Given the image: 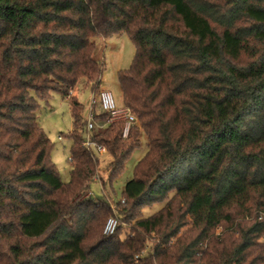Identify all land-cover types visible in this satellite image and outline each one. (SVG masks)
I'll list each match as a JSON object with an SVG mask.
<instances>
[{
	"label": "trees",
	"instance_id": "obj_1",
	"mask_svg": "<svg viewBox=\"0 0 264 264\" xmlns=\"http://www.w3.org/2000/svg\"><path fill=\"white\" fill-rule=\"evenodd\" d=\"M124 32L135 57L118 78L139 122L124 137L94 106L112 157L95 196L77 88L101 90L98 42ZM55 92L74 119L69 181L38 117ZM0 264H264V0H0Z\"/></svg>",
	"mask_w": 264,
	"mask_h": 264
},
{
	"label": "rangeland",
	"instance_id": "obj_2",
	"mask_svg": "<svg viewBox=\"0 0 264 264\" xmlns=\"http://www.w3.org/2000/svg\"><path fill=\"white\" fill-rule=\"evenodd\" d=\"M99 59H104L105 66L101 80V90H107L112 93L117 107H122L123 94L119 83V72L129 69L135 57V45L127 33H120L107 39H100L98 42ZM77 97L84 105V114L87 117L88 108L93 94L89 87L77 88ZM41 127L47 133L54 144L51 152L52 160L60 171L64 181H69L71 163L69 161L72 141L68 135L73 131L74 119L70 110L68 98H64L59 92L53 93L48 101H42L41 110L38 113ZM60 136L62 138L60 139ZM140 146L133 152L126 163L125 171L115 183V199L120 200L126 185V182L133 178L135 167L144 157L148 150V140L143 133L140 137ZM112 157L108 153L100 155L99 174L101 178L107 179ZM98 182H93L92 192L95 196L102 195V190ZM113 201V200H112ZM115 206V204H114ZM163 207V204L144 209V216H151ZM116 208V206H115ZM129 225L124 224L122 232L125 233ZM185 230V229H184ZM220 231V229H218Z\"/></svg>",
	"mask_w": 264,
	"mask_h": 264
},
{
	"label": "built area",
	"instance_id": "obj_3",
	"mask_svg": "<svg viewBox=\"0 0 264 264\" xmlns=\"http://www.w3.org/2000/svg\"><path fill=\"white\" fill-rule=\"evenodd\" d=\"M73 94V90L70 91V96ZM93 97L91 103L88 108V115L86 119V128H85V136L83 140V146L91 150L95 156L100 159V155L103 153H108L107 148L104 144L99 143L93 138L92 131L95 126V118H94V106L97 103H101L104 111L109 113V121L114 122L118 120H124V130L123 136L127 137L131 127L139 122L138 117L132 112L131 108L127 105H123L122 107H117L114 97L111 92L107 90H100L99 92H92ZM62 136H60V139ZM93 180L98 182L102 187V178L99 173H97ZM124 202V200H122ZM112 207L115 208L114 204ZM118 226V219L114 216L110 217L105 225L104 232L106 234H113Z\"/></svg>",
	"mask_w": 264,
	"mask_h": 264
}]
</instances>
